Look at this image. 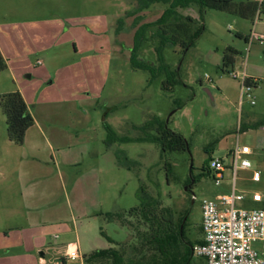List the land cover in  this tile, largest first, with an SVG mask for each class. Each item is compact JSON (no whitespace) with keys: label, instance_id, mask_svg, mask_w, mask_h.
Wrapping results in <instances>:
<instances>
[{"label":"rangeland","instance_id":"obj_1","mask_svg":"<svg viewBox=\"0 0 264 264\" xmlns=\"http://www.w3.org/2000/svg\"><path fill=\"white\" fill-rule=\"evenodd\" d=\"M164 7L153 4L137 14L135 0H0V47L7 65L17 68L16 81L35 120L23 143L15 145L7 138L0 108V264H33L39 257L40 251L14 242L18 232L3 238L9 227H24L17 206L27 189L38 198L47 195V210L62 222L47 230L45 247L76 243L81 259L117 249L130 230L106 216L121 212L133 223L139 184L158 198L173 222L186 215L181 232L194 247L203 236L202 202L230 193L227 173L225 182L215 186L205 166L213 159L230 164L237 129L239 144L255 152L250 168L237 175L235 187L244 197L239 207L264 206V127L252 128L264 123V45L244 41L252 30L264 36V19L254 23L209 8L201 14L193 6L178 9L201 27L183 51L161 47L156 29L143 28L158 20ZM134 46L137 60L157 69L162 62L176 83L164 89L165 72L151 75L133 68ZM37 60L42 65L36 66ZM244 70L258 81L253 105L240 100L239 80L230 77ZM14 82L9 69L1 72L0 96L17 91ZM153 118L181 134L187 151L162 152L150 142L105 144V125L117 137L135 141L144 136L140 127ZM126 160L134 162L131 170L117 166ZM253 170L260 173V183L250 181ZM190 174L196 182L188 186ZM254 192L263 196L261 203L252 202ZM191 264L206 262L192 256Z\"/></svg>","mask_w":264,"mask_h":264},{"label":"trees","instance_id":"obj_2","mask_svg":"<svg viewBox=\"0 0 264 264\" xmlns=\"http://www.w3.org/2000/svg\"><path fill=\"white\" fill-rule=\"evenodd\" d=\"M153 4H161L165 7L162 9L158 20L143 28L154 27L156 29L154 33L157 37H161V47L163 45L179 46L183 51L191 47L193 41L199 37L201 27L197 26L196 19L190 15H181L178 9L193 6L201 14L202 10L209 8L225 11L244 18V20L252 21L259 5L255 0H135L136 9L134 13L138 14L147 10ZM259 9L264 17V3L259 5ZM236 36L244 38L241 33H237ZM244 39L245 42L248 41V38ZM158 54L160 56V49ZM158 59L161 61L160 57ZM129 60L133 68L149 71L151 75H155L157 71L165 72L167 78L163 83L164 89L176 83L173 73L162 62L157 69L150 63L137 60L136 46H134ZM6 68V60L0 52V73ZM257 82V80L253 82V79L246 81L253 87L257 85ZM0 108L5 116L8 140L15 145H21L24 134L27 129L33 126L34 119L20 92L14 91L0 96ZM258 127H264V123L258 122L252 126L254 129ZM105 128L107 130L105 140L107 146L114 143L150 142L158 144L162 152L168 151L170 153L183 152L188 146L181 134L171 132L159 118H153L143 127H140L144 136L135 141L128 137H117L108 125H105ZM133 164L134 162L126 160L125 162H118L117 166L131 170ZM207 166L205 167L208 172ZM164 170L167 179L170 181L172 171L169 162L164 163ZM193 180L196 182V179ZM155 187L158 188L157 185ZM136 196L137 206L131 210L133 223L124 219V214L121 212L106 216L108 221L126 225L130 230L128 238L120 243L117 249L111 248L83 256L82 260L85 264H191L193 244L188 243L182 234L183 232H181V227L185 225L186 215L173 222L169 219L170 216L164 211L166 208L162 207L158 198H151L141 184L138 186ZM122 220L123 222H121Z\"/></svg>","mask_w":264,"mask_h":264},{"label":"built area","instance_id":"obj_3","mask_svg":"<svg viewBox=\"0 0 264 264\" xmlns=\"http://www.w3.org/2000/svg\"><path fill=\"white\" fill-rule=\"evenodd\" d=\"M258 4L264 3L262 0ZM259 5L255 14L254 23L260 18L264 19ZM254 28V24H253ZM252 42L264 45V36L253 30L248 38V46ZM38 64L40 62H37ZM245 71L231 72L230 77L239 80L240 100L246 98L253 105V86L247 84ZM256 80L253 79V82ZM239 129L236 131V144L229 151L230 164L225 165L221 159H213L207 166L209 174L213 176V184L221 185L225 182V176L229 178V194H219L214 199L202 202V243L193 247V256L202 257L206 264H264V208L242 209L239 202L244 200L242 194L236 190L237 175L250 168L249 157L255 152L248 145L241 146L238 142ZM250 181L261 182L258 170L251 172ZM251 200L261 203L263 196L258 192L252 193ZM70 261L80 259L76 250L66 254Z\"/></svg>","mask_w":264,"mask_h":264},{"label":"crops","instance_id":"obj_4","mask_svg":"<svg viewBox=\"0 0 264 264\" xmlns=\"http://www.w3.org/2000/svg\"><path fill=\"white\" fill-rule=\"evenodd\" d=\"M75 47V45H74ZM75 51L77 50L76 47L74 48ZM0 52L5 59V55L0 47ZM37 62H40L39 64ZM7 63V62H6ZM36 66L42 65L41 60L36 61ZM7 69L11 72L13 79L15 80V86L16 88L21 91L20 94L24 95V91L20 85H18L15 77V72L17 68L10 67V65H7ZM245 71V70H244ZM247 74V73H246ZM30 76V75H29ZM247 77L253 78V75H248ZM257 80V79H255ZM17 90V91H18ZM15 90L11 91L14 92ZM18 91V92H19ZM24 99V97H23ZM25 101V99H24ZM27 108L28 103L25 101ZM30 112V110H29ZM31 114V112H30ZM32 115V114H31ZM33 117V116H32ZM34 119V118H33ZM35 124V120H34ZM33 124V126H34ZM52 148V147H51ZM47 195H44L42 198L36 197L35 194L30 192L28 189L26 192L20 193L18 196L19 204H18V210L17 213L23 212V219L24 220V227L22 225L16 224L11 227H9V230L6 231L3 234L4 239H9L10 235L14 232H18L20 235L13 236L14 242H17L19 246L25 247L29 246L30 250L32 252L40 251L38 259L34 260L33 258V264H65L68 260L66 258V254L72 250H76L79 255V245L76 243H68L66 245H59V246H46V240L48 237H50V233H48V229L53 226L61 225L62 222H57L54 217L56 215L55 211H48L47 207L49 203H47L48 199ZM43 200V201H42ZM42 202L39 206L38 204ZM69 211H72V205L69 203ZM48 219H50L48 221ZM32 256V255H31ZM48 256V258H46ZM59 257V258H58ZM80 257V255H79ZM80 260H82L80 258ZM60 261V262H59ZM29 262V261H28ZM83 263V260L81 261V264Z\"/></svg>","mask_w":264,"mask_h":264},{"label":"water","instance_id":"obj_5","mask_svg":"<svg viewBox=\"0 0 264 264\" xmlns=\"http://www.w3.org/2000/svg\"><path fill=\"white\" fill-rule=\"evenodd\" d=\"M186 149H187V146H186ZM192 164H193V162H192V159L190 160V164H189V173L191 172V170H192ZM191 184H192V182H191Z\"/></svg>","mask_w":264,"mask_h":264},{"label":"flooded vegetation","instance_id":"obj_6","mask_svg":"<svg viewBox=\"0 0 264 264\" xmlns=\"http://www.w3.org/2000/svg\"><path fill=\"white\" fill-rule=\"evenodd\" d=\"M185 151H187V149H185ZM189 177H190V182L188 183V186L192 185V184H191V182H192V183L194 182V180H193V178H192L191 174H190V176H189Z\"/></svg>","mask_w":264,"mask_h":264}]
</instances>
